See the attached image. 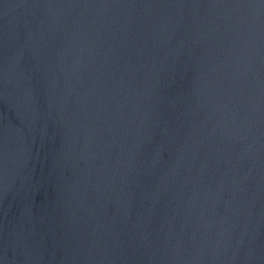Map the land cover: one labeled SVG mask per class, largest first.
<instances>
[{
  "label": "water",
  "instance_id": "obj_1",
  "mask_svg": "<svg viewBox=\"0 0 264 264\" xmlns=\"http://www.w3.org/2000/svg\"><path fill=\"white\" fill-rule=\"evenodd\" d=\"M0 264H264V0H0Z\"/></svg>",
  "mask_w": 264,
  "mask_h": 264
}]
</instances>
